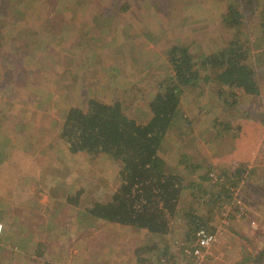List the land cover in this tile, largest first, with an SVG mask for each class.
<instances>
[{
    "label": "rangeland",
    "instance_id": "rangeland-1",
    "mask_svg": "<svg viewBox=\"0 0 264 264\" xmlns=\"http://www.w3.org/2000/svg\"><path fill=\"white\" fill-rule=\"evenodd\" d=\"M254 2L244 34L239 35L243 46L249 45L246 33H251L253 44H261L254 49L261 54L250 62L262 94L225 87L220 96L215 83L200 81L199 88L187 92L189 101H184L186 107L175 119L176 125L189 120L193 129L184 133L180 129L185 135L182 150L209 162L210 155L223 161L242 134V148L255 149L249 154L253 160L213 166L215 173H229L235 181L227 184L230 193L221 187L220 177L221 186L209 181L205 192H197L198 199L191 190L182 198V212L194 209L217 234L208 264H264V43L256 29L264 16V0ZM232 3L240 4L237 0H0V264H36L31 259L53 264L49 245L43 260L26 254L34 250L38 255L36 241L31 250L19 245L34 230L42 237L50 231V227L31 230V225H38L32 219L35 211L45 202L24 191L62 193L57 205L79 195L82 223L77 229L67 228L68 237L61 244L67 255H60L67 258L65 264H154L161 255L175 253L177 243L189 240L193 230L183 213L171 219L167 235H148L129 225L133 236L127 240L126 225L106 222L101 227L88 209L110 201L121 164L105 154L70 156L61 138L62 126L69 109L87 110L92 99L121 102L129 117L147 122L149 102L174 74L171 47L186 45L196 58L226 48L233 35L222 16ZM215 119L220 120L217 125ZM166 142L163 147L170 148ZM244 166L250 171L245 170L238 181L240 176L233 171ZM22 168L28 176L42 169L47 177L25 181L19 176ZM190 172L197 176L198 172ZM187 181L190 187L192 180ZM119 239L133 248L117 252ZM56 248L60 250L53 251Z\"/></svg>",
    "mask_w": 264,
    "mask_h": 264
},
{
    "label": "trees",
    "instance_id": "trees-1",
    "mask_svg": "<svg viewBox=\"0 0 264 264\" xmlns=\"http://www.w3.org/2000/svg\"><path fill=\"white\" fill-rule=\"evenodd\" d=\"M237 1L240 4L232 3L222 16L224 26L229 28L233 35L227 41L226 48L203 58H196L186 45L171 47L169 61L174 74L159 85V91L149 102L151 118L147 122L129 117L118 101L106 104L92 99L87 110L80 107L68 110L61 138L69 152L71 154L86 152L94 156L105 154L121 164L119 184L110 201L90 207L88 209L90 215L112 223L134 225L153 234L167 235L171 219L183 213L180 204L187 187L186 177L169 168L163 156L165 150L163 146L166 138L174 135L175 119L181 110L185 94L189 90L199 88L200 81L206 84L215 83L220 88L218 91L220 96L223 95L221 90L225 87L239 88L246 94L256 96L263 92L256 69L250 62L251 57L261 54L254 50L261 44H253L251 33H246L249 45L243 46L241 37L244 34L242 29L246 28L249 22V8L255 4V0ZM256 29L259 32L258 40L264 43V16ZM225 102H228L227 98ZM213 121L215 125L220 122L219 119ZM191 127L189 120L185 119L180 129L183 133L185 130L193 132ZM220 134L222 131L218 133ZM193 154L189 152L180 158L182 160L185 158L186 167L190 166L192 170L199 172L198 179L192 181L189 187L193 191L191 195L198 199L197 192H205L202 191L203 187L206 188L209 181L220 185L217 181L219 177H222L221 180L224 182L221 184L223 186H220L227 187L226 190L230 193L232 188L227 184L233 185L235 181L231 179L229 173L223 172L218 175L212 162L203 156L196 157ZM245 170L250 171L245 166L233 171L237 177L240 176L238 181H241ZM78 197L74 201L71 199L70 202L78 204ZM212 203L214 199L208 202L209 205ZM183 214L189 220L190 230L206 225L204 219L194 213V209ZM38 254L42 253L39 251ZM262 255L263 253L258 260H261Z\"/></svg>",
    "mask_w": 264,
    "mask_h": 264
},
{
    "label": "crops",
    "instance_id": "crops-1",
    "mask_svg": "<svg viewBox=\"0 0 264 264\" xmlns=\"http://www.w3.org/2000/svg\"><path fill=\"white\" fill-rule=\"evenodd\" d=\"M186 98H188L185 94L183 100H182V103H181V110H184V108L186 107V103L187 101L189 100H186ZM186 100V101H185ZM184 101L186 103H184ZM195 111L193 110V114H192V118H194L195 120H197L198 116L195 115L194 113ZM178 117H179V112H178ZM177 120V118H176ZM175 120V121H176ZM185 120V119H184ZM177 123L175 122L174 125V129L176 128L177 129V133H174V137H172V135H170L168 137V142H166V144L170 145V148L169 147H165V150L163 152V156L166 158V161H167V164L169 166L170 169H172L173 171H176V172H179L180 174H183L186 179H185V185H187V180L188 179H191L192 181L194 180H197L198 177H199V172L197 173V176L195 174H192V168L189 166V167H186L185 165V158L184 160L180 159L181 158V154L182 153H188L191 152L193 153L192 151H187L186 152V148H184L182 150V147L180 145V141H182V135H181V131H180V126L182 125V122L181 124L179 125H176ZM244 132H246L245 130H243ZM242 139H243V134H242V137L238 138V140L236 141V144L233 148V150L231 152H229L219 163V161H217L215 158H212V155L211 156V161L212 162L211 164H213V166H215V163L217 164H224V163H230V162H238V161H245L248 162L249 160H253L255 159V156H251L249 155L251 151H254L255 149L253 148H250V149H246V147L243 149L241 144H242ZM251 140V138L249 139V141ZM243 143H244V140H243ZM243 145V144H242ZM192 150L194 151H197L198 152V148L196 149V147H193ZM246 152V153H245ZM195 153V152H194ZM71 155H75V154H71L70 153V156ZM226 165V164H225ZM19 176H21L22 179H24L25 181L26 180H30V181H37L38 179L40 180H43L44 177H47L45 174L42 173V169L41 171H38V169L36 168V171H32L30 173V175L28 176L26 173H25V168H22L20 171H19ZM25 176H27L25 178ZM191 181V183H192ZM41 183V182H40ZM189 186L187 185V187L185 188V192L183 194V196L186 194V193H189L188 190H190L188 188ZM23 194H27L28 197H37V198H41V199H44V206H42V208L38 211H35L36 212V217H33L32 219L34 220L33 222H36L38 225L34 226V225H31V230H34L36 228H41V227H45V228H49L50 227V231L46 232L43 237L41 235H39L37 232V230H34L31 232V236L30 238L28 239V237H24L20 240V246L21 247H30L29 250H31V243L34 245L36 242V246L38 247L39 246V250H41L40 252L42 253L41 255H36L37 253L33 252V251H29L31 252V254L29 252H27L26 254H29V257L31 258H36V259H40V260H43L41 259V257H45L46 254H45V250H46V247L49 245L50 248L48 249V253L49 254H53V255H50V257L52 258V261H49V262H52L53 264H65V262L67 261V258H60V255L64 256V255H67L65 253V248L63 249V246L62 245H65V239L68 237V234H69V231H67V228L71 227L72 225H76V229L78 226H80V224L82 223L81 221V216L83 214H81L83 212V209L81 208V205L79 204H72L70 201L66 200V205H63L64 203H62L61 205H57V199L58 197L59 200L62 198L63 199V194L60 193V195L58 196V193L56 192H53V191H47V192H36L34 193L33 191L30 192V191H24ZM32 194V195H31ZM185 196H190V193L189 194H186ZM67 199V197H66ZM61 201V200H60ZM181 206V204H180ZM19 209H24L25 207H21V206H18ZM31 211V210H30ZM85 214V213H84ZM87 214V213H86ZM88 215V214H87ZM92 217V216H91ZM95 218V217H93ZM97 222H101V227H104V224L108 221L106 220H103V219H99L97 218ZM108 223H112V222H108ZM126 230L128 231V233H126V235L128 234V236H126V239L127 240H132V236L131 233L129 232L130 231V227L129 225H126ZM105 227H107L105 225ZM138 228V227H137ZM42 229V228H41ZM138 230L140 231H144V232H147L148 235H152L153 233H150L148 232L147 230L145 229H141V228H138ZM123 239H119V241H121L120 245H117L116 247V251L118 252H123L126 248V251L129 250V248H133L132 246L129 245V243L126 241L125 245L122 243ZM36 241V242H35ZM118 241V242H119ZM43 242V243H42ZM55 247H60V250H57L53 249L52 248H55ZM22 258V257H20ZM33 261L36 262V264L38 263L37 260L35 259H31ZM22 261H23V258H22ZM45 261V259H44ZM26 262V260H25ZM29 263L31 264V261H29Z\"/></svg>",
    "mask_w": 264,
    "mask_h": 264
},
{
    "label": "built area",
    "instance_id": "built-area-1",
    "mask_svg": "<svg viewBox=\"0 0 264 264\" xmlns=\"http://www.w3.org/2000/svg\"><path fill=\"white\" fill-rule=\"evenodd\" d=\"M212 176L216 175L212 174ZM219 180L220 177L217 181ZM235 190H239V188ZM231 197H233V191ZM1 230L2 225L0 224V233ZM191 233L189 240L175 245V253L161 255L154 264H208L217 243V234L206 225L193 229Z\"/></svg>",
    "mask_w": 264,
    "mask_h": 264
}]
</instances>
